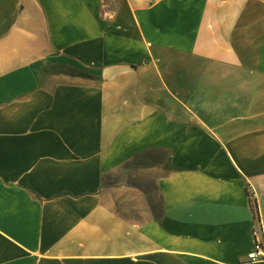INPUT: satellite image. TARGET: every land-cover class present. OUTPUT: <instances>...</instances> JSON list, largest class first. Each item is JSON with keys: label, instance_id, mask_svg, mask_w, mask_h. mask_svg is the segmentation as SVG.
<instances>
[{"label": "crops", "instance_id": "0c3cea01", "mask_svg": "<svg viewBox=\"0 0 264 264\" xmlns=\"http://www.w3.org/2000/svg\"><path fill=\"white\" fill-rule=\"evenodd\" d=\"M156 153L163 217L123 218ZM257 226L264 0H0V264H264Z\"/></svg>", "mask_w": 264, "mask_h": 264}, {"label": "rangeland", "instance_id": "374dc122", "mask_svg": "<svg viewBox=\"0 0 264 264\" xmlns=\"http://www.w3.org/2000/svg\"><path fill=\"white\" fill-rule=\"evenodd\" d=\"M168 156L163 154H151L143 157L134 166L121 168L110 174L105 180V190L113 191L115 198V210L123 218H131L139 223L149 219L145 215L149 211V201L154 203L156 212L160 207V195L156 190L157 177L168 172ZM162 164V170L154 168ZM153 216V214L151 215Z\"/></svg>", "mask_w": 264, "mask_h": 264}, {"label": "trees", "instance_id": "16d2710c", "mask_svg": "<svg viewBox=\"0 0 264 264\" xmlns=\"http://www.w3.org/2000/svg\"><path fill=\"white\" fill-rule=\"evenodd\" d=\"M77 71H73L72 75L74 77H79V78H82V79H87V80H91L93 79L92 76H89L87 74H84V73H76ZM149 155L147 154H144V155H141V156H138L136 157L133 161H131L130 163H127L125 166H123L122 168L126 169L127 167H131V166H134L136 163H138V161H140L143 157H148ZM168 164H169V161H168ZM157 166H162V164H157ZM168 171H173V169L169 168L168 167ZM156 190L157 192L159 193V188H158V185L156 183ZM251 203H253V206H254V202L251 201ZM149 206L151 208V211H152V214H153V217L155 220H160L162 217H163V206H162V202L160 201V207H159V211L156 212L155 210V207H154V203L152 201H149ZM256 217V216H255Z\"/></svg>", "mask_w": 264, "mask_h": 264}, {"label": "built area", "instance_id": "2783aa9c", "mask_svg": "<svg viewBox=\"0 0 264 264\" xmlns=\"http://www.w3.org/2000/svg\"><path fill=\"white\" fill-rule=\"evenodd\" d=\"M254 250L248 255L251 262H264V230L262 227L253 229Z\"/></svg>", "mask_w": 264, "mask_h": 264}]
</instances>
